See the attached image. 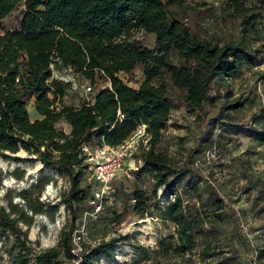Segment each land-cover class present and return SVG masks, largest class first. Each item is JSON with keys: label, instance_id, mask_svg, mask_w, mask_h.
Instances as JSON below:
<instances>
[{"label": "trees", "instance_id": "1", "mask_svg": "<svg viewBox=\"0 0 264 264\" xmlns=\"http://www.w3.org/2000/svg\"><path fill=\"white\" fill-rule=\"evenodd\" d=\"M19 2L25 11L19 28L0 26V156L21 160L12 154L23 150L63 173L69 188L62 202L71 220L57 248L32 255L30 240L20 226L30 225L32 215L17 205L9 209L0 205V240L2 245L10 243V250H5L9 264H64L61 252L76 257L78 264H93L95 256L113 252L115 238L73 251L76 206L90 194L89 184L81 183L83 172H90L83 147L120 145L142 126L148 148L139 154L141 165L135 175L144 174L153 183L151 194L138 187L129 190L131 210L146 214L153 195L154 209L173 229L153 249L135 247L155 259L192 255L202 226L217 219L225 204L213 189L203 199L197 180L184 178L190 170L175 167L155 150L174 108L169 89L181 90L185 110L196 114L212 82L225 83L240 73L243 64L254 65L264 50L260 42L264 0L247 4L226 0L218 12L211 5L188 0H0V20ZM226 16L237 20V36L219 43L205 24L226 22ZM146 35L153 37L152 46L144 43ZM53 64L87 79L92 97L79 106L63 103L71 82L53 77ZM137 69L141 80L136 86L119 76L123 73L130 80ZM97 80L104 85L93 92ZM225 95L228 98L230 92ZM30 101L40 118L30 119ZM239 106L237 97L219 107L212 120ZM260 113L262 126L253 136L258 143L264 142V108ZM257 119L251 117L253 123ZM59 122L69 130L57 126ZM158 185L168 189L161 206L155 199ZM43 206L38 201L28 210L38 214ZM203 248L197 252L201 259L208 256Z\"/></svg>", "mask_w": 264, "mask_h": 264}, {"label": "rangeland", "instance_id": "2", "mask_svg": "<svg viewBox=\"0 0 264 264\" xmlns=\"http://www.w3.org/2000/svg\"><path fill=\"white\" fill-rule=\"evenodd\" d=\"M188 1L211 5L215 12L219 11V6L226 4V0ZM242 1L247 4L253 0ZM24 13L23 4L19 2L1 18L0 26L3 29L19 28ZM261 17L264 35V11ZM225 18L226 22L205 24L208 33L219 43L237 36V20ZM142 39L146 45H153L151 35ZM260 42L263 43L264 39ZM263 57L264 50L256 64H243L236 77L225 83L212 82L207 99L196 114L185 110L180 98L181 90L169 89L174 108L161 130L155 150L164 153L175 167L190 170L184 178L197 180L203 199L213 189L225 204L217 219H209L202 226L203 232L197 237L192 255L155 259L152 254H144L135 247L138 244L153 249L157 240L173 229L172 223L163 219L158 209H154L153 195L146 214L139 216L131 210L133 202L129 200V190L138 187L151 194L153 183V179L144 174L135 175L141 165L139 154L148 148L140 129L126 140L131 148L108 184L110 193L102 199V207L97 212L90 207L89 198H92L93 191L100 189V185L91 178L90 172H83L81 183L89 184L90 194L76 206L74 252H79L81 247L93 248L101 240L115 238L113 252L100 253L94 257L93 264H264V142L258 143L253 138L262 126L258 120L262 115L260 109L264 108V80L260 78L263 73L258 65ZM51 70L53 77L71 82L63 103L79 106L92 97V92L85 91V87L91 85L87 79L59 65H51ZM119 76L131 86H136L141 80L138 69L130 80L123 73ZM103 85L101 80H97L93 84V92ZM226 92H230L228 98ZM237 97L240 106L236 110L229 111L225 116L222 114L217 121L212 120L219 107ZM27 107L31 120L41 117L32 101ZM252 116L258 118L256 123L251 120ZM57 126L69 130L65 122H59ZM12 155L21 160L0 156V205L6 209L17 205L32 215L30 225L20 223L30 240L32 255L51 247L57 248L60 235L71 220L62 202L69 188L68 178L58 170L47 168L33 159L34 155L23 150ZM177 190L178 186L173 192ZM167 192L168 189L161 185L155 188L159 206L163 204ZM38 201L44 206L40 213L33 215L28 208ZM202 248L208 254L203 259L197 256ZM5 250H10L9 241L2 245L0 240V264L11 262ZM59 258L64 264H78L76 257L63 252Z\"/></svg>", "mask_w": 264, "mask_h": 264}, {"label": "built area", "instance_id": "3", "mask_svg": "<svg viewBox=\"0 0 264 264\" xmlns=\"http://www.w3.org/2000/svg\"><path fill=\"white\" fill-rule=\"evenodd\" d=\"M258 69L264 72V60L259 63ZM85 91H91V85L86 86ZM143 128L144 126L139 128L142 133L144 132ZM130 148L131 144L127 141L117 146L104 144L93 149L87 146L83 147L90 163L91 178L100 185V189L93 191V196L90 200L96 212L102 207V199L108 197L110 193L108 184H110L116 172L120 169Z\"/></svg>", "mask_w": 264, "mask_h": 264}]
</instances>
